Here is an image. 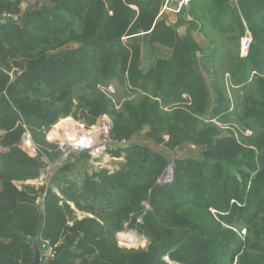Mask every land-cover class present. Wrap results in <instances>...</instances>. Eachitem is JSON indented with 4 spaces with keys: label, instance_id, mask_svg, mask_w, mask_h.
I'll list each match as a JSON object with an SVG mask.
<instances>
[{
    "label": "trees",
    "instance_id": "obj_1",
    "mask_svg": "<svg viewBox=\"0 0 264 264\" xmlns=\"http://www.w3.org/2000/svg\"><path fill=\"white\" fill-rule=\"evenodd\" d=\"M162 4L36 0L22 9V0H0V264L31 263L34 239L40 254L41 239L59 243L47 264H264V0H191L174 24L157 21ZM245 30L252 42L240 58ZM145 45L151 62L142 68ZM126 83L137 98L115 110L99 87ZM103 115L110 139L128 145L109 150L124 154L117 170L78 185L63 166L47 186L27 183L44 158L62 155L45 140L54 123L92 126ZM233 122L252 135L217 126ZM143 126L154 146L200 150L174 160L168 186L157 184L162 154L132 142ZM25 132L35 158L18 146ZM70 203L87 216L78 220ZM127 221L148 238L145 250L117 246Z\"/></svg>",
    "mask_w": 264,
    "mask_h": 264
},
{
    "label": "rangeland",
    "instance_id": "obj_2",
    "mask_svg": "<svg viewBox=\"0 0 264 264\" xmlns=\"http://www.w3.org/2000/svg\"><path fill=\"white\" fill-rule=\"evenodd\" d=\"M35 2H36V0H22L21 8L24 9L26 6H32L35 4ZM72 46L73 45H70L69 47L74 48ZM143 50H144V48H143ZM147 50L146 49L144 50V54H143L142 59H141V61L143 60V63L145 62L144 64H142L143 67L148 66L149 63L151 62V59L148 58L149 52ZM149 55H150V53H149ZM202 74L204 75L203 71H202ZM223 77L225 78V84H224L225 88L231 90L232 85L230 84L228 74H225ZM209 83L211 84V88H212L213 82L211 81ZM128 85H129L128 83L123 84V86H119L117 84H110V85H107L105 87H99V90L112 100L115 110H119L120 107H122V105L125 102H130L132 100L134 101L137 98L135 93H131L129 90H127L126 87ZM206 85H207L206 87L209 88L207 83H206ZM108 86H110L112 88L111 92L107 90ZM208 94L210 95V93H208ZM213 94L214 93L212 91L211 95H213ZM229 95H230V93H229ZM234 110H235V108H234V105L232 103L230 106V111H234ZM63 122L77 123V124L81 125L88 133H93L96 130H98L101 127L102 123L108 124V130H107L108 132H106L105 137L110 139L111 121L107 115H103L92 126H86L83 122L74 120L72 117H66V118L59 119L56 123H54L50 127V129L47 132H45V140L47 142L54 143L57 145L60 143V142L56 141V137H54V134L57 135L56 131L59 129L60 125L63 124ZM217 126L221 129L223 134H227L230 131H233L234 133L239 131V133L242 134L243 136L248 137V136L252 135V132L250 130L243 129L241 127L238 128L236 123H234V122H233V124H231V123L217 124ZM148 130L149 129L147 126H143L142 129L137 133V136L135 137V139L132 142H134L135 144H140V145H142V144L149 145V146H151L152 149H154L155 151H158L159 153L162 154V156L166 159V163H165L164 168L166 166H168V164L171 165L172 179H171L170 184H172L173 178H174V160L177 158H179V159H184V158H188V157L189 158H196L200 155V150H199V148L191 146V145L182 146V147L176 148L174 150H171L169 148L167 149L163 146H158V147L154 146L153 144H151L150 141L146 140L145 135L148 132ZM22 137H23V135H22ZM22 137H21V140H22ZM63 137L64 136H60V139H62ZM21 140L18 144L19 148L29 157L35 158L38 155L37 154V148H36L35 144L33 143V141L31 140V137L25 143H22ZM121 144H126V143L123 142ZM58 148L60 150L59 145H58ZM62 148H65L66 151H69V154L66 157V159H63V155H64L63 152H61L62 155L56 161H49L48 159L46 160L44 158L43 159L44 160L43 161L44 167H43L40 178H38L37 180H34V181H28L27 183L33 184L35 186H41V185L47 186L50 184V180L52 179V177H53V175L57 169L62 168L63 166H69L68 172H67V177L70 179V181H73L74 183L80 185L85 175H91L92 173L97 172L99 169H103V168L107 169L110 172H113L119 168V166H120V164H122V162H124V154L123 153H121L118 157H116V156H113L112 154H110L109 150H108L106 152V154L109 156L110 161L106 165L111 167L110 169H108V168L103 167L104 164H102L100 162H97L95 164H91L90 155L86 151H77L72 146H67V147L62 146ZM121 150H124V149H121ZM164 168H163V170H164ZM159 177H158V179H159ZM170 184H168V185H170ZM168 185H164V186H168ZM42 200H43L42 198L38 199L37 204H39V205L42 204ZM70 206L74 210V212L76 214V218L78 220H81L82 218L87 216V215L83 214L82 212L76 210L73 204L70 203ZM145 206H146L145 209H148V205H145ZM137 223H141V217L137 218ZM240 234L241 235L244 234V230H242L240 232ZM131 236L135 237V243L134 244L132 242H130L128 239V237H131ZM120 237H121V239H120ZM115 241H116L117 246L119 248L125 249V250H145L147 248V246L149 245L148 238L145 235L138 232L136 228L130 227L129 221L124 222L122 229L119 230L118 232H116ZM58 245H59V243H57L56 245L55 244L53 245L52 243H50V241L41 239L40 264H47L50 260H52L54 258L53 256L56 253V248L58 247ZM46 259H48V260H46ZM165 260L169 264H174V263L170 262V260L167 257H165Z\"/></svg>",
    "mask_w": 264,
    "mask_h": 264
},
{
    "label": "built area",
    "instance_id": "obj_3",
    "mask_svg": "<svg viewBox=\"0 0 264 264\" xmlns=\"http://www.w3.org/2000/svg\"><path fill=\"white\" fill-rule=\"evenodd\" d=\"M190 1L191 0H178L177 7L174 10V13L176 15H179L183 9H186L188 7ZM184 18L187 22L192 21L190 15H185ZM2 19L3 17H1L0 20ZM251 42V35L248 30H245L244 36L240 40V58H245L247 56ZM126 88L128 89L129 86H127ZM107 90L111 92L112 88L108 86ZM107 130L108 124L102 123L101 127L96 130L97 132L95 131L93 133H88L81 125L77 123L63 122V124H61L59 129L56 131V134L58 135V137H56V141L60 142L58 145L61 152L64 153L63 159H66L69 151H66L65 148H62V146H72L77 151L88 152L91 158V164L100 162L104 164L103 167L110 169L111 167L106 165L110 161L109 156L106 154V152L108 151L107 144L114 141L105 137L106 132H108ZM60 136L64 137L60 139ZM28 139H30V135L28 132H25L21 141L22 143H25ZM171 179L172 168L171 165L168 164V166L164 168L162 175L157 180V184H159L160 186L168 185L171 183Z\"/></svg>",
    "mask_w": 264,
    "mask_h": 264
},
{
    "label": "crops",
    "instance_id": "obj_4",
    "mask_svg": "<svg viewBox=\"0 0 264 264\" xmlns=\"http://www.w3.org/2000/svg\"><path fill=\"white\" fill-rule=\"evenodd\" d=\"M163 4H162V8H161V12H160V15L164 16L167 20V22L169 24H174V22L176 21L177 19V15L174 13V10L176 9L177 7V3H178V0H162ZM162 16V17H163ZM194 39L195 41L198 43V45L200 46L201 50L206 51V53L208 54L209 51H210V45L208 43V41L201 35V33H196L194 35ZM144 50L148 49V47L145 45L143 46ZM144 50H142V56L144 54ZM149 52V50H147ZM200 54V53H199ZM148 58H150V55L148 53ZM145 63V62H144ZM143 63V60H142V63H141V67L142 68H147L148 66H144L142 64ZM150 64V63H149ZM203 75V74H202ZM203 78L205 80V82L208 84L209 88L207 89L208 93H210L209 97H211L212 95V88H211V84L209 82H211V77L209 74L207 73H204L203 75ZM209 81V82H208ZM223 84H225V78L223 77ZM210 90V91H209Z\"/></svg>",
    "mask_w": 264,
    "mask_h": 264
},
{
    "label": "water",
    "instance_id": "obj_5",
    "mask_svg": "<svg viewBox=\"0 0 264 264\" xmlns=\"http://www.w3.org/2000/svg\"><path fill=\"white\" fill-rule=\"evenodd\" d=\"M163 20V17L160 16L157 21H161ZM178 32L180 34L184 33L185 32V27H181ZM13 76H16L17 75V71L14 70L13 73H12ZM128 145L126 144H121V143H117V142H111V143H108L107 144V148L108 150H118V149H125L127 148ZM32 254H33V260L31 263L29 264H40V257H41V254H40V249L38 247V243H37V239H34L33 242H32Z\"/></svg>",
    "mask_w": 264,
    "mask_h": 264
},
{
    "label": "bare ground",
    "instance_id": "obj_6",
    "mask_svg": "<svg viewBox=\"0 0 264 264\" xmlns=\"http://www.w3.org/2000/svg\"><path fill=\"white\" fill-rule=\"evenodd\" d=\"M54 137H58V136L54 134ZM128 239H129V241L132 242L133 244L135 243V237H134V236L128 237Z\"/></svg>",
    "mask_w": 264,
    "mask_h": 264
}]
</instances>
